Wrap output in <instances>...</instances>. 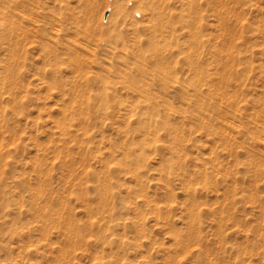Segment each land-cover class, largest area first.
Wrapping results in <instances>:
<instances>
[{
    "label": "rangeland",
    "instance_id": "1",
    "mask_svg": "<svg viewBox=\"0 0 264 264\" xmlns=\"http://www.w3.org/2000/svg\"><path fill=\"white\" fill-rule=\"evenodd\" d=\"M0 264H264V0H0Z\"/></svg>",
    "mask_w": 264,
    "mask_h": 264
}]
</instances>
